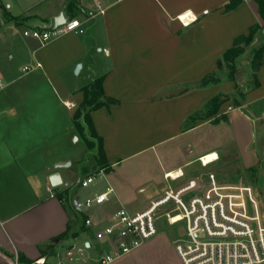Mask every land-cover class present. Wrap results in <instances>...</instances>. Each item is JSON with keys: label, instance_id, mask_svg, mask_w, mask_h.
Listing matches in <instances>:
<instances>
[{"label": "crops", "instance_id": "crops-1", "mask_svg": "<svg viewBox=\"0 0 264 264\" xmlns=\"http://www.w3.org/2000/svg\"><path fill=\"white\" fill-rule=\"evenodd\" d=\"M101 1L103 15L86 16L91 0L74 11L82 33L41 43L23 30L32 24L48 28L61 12L68 16L65 0H0V24L22 30L10 35L16 51L0 57V264L39 257L45 264H100L104 244L84 226L87 216L102 220L100 227L117 208L142 211L168 184L206 171L240 181L241 171L264 173V61L257 69L252 64L264 43L257 3L235 0L226 9L232 0ZM188 12L197 19L184 25L179 16ZM254 24L261 28L241 43L229 78L217 60ZM15 55L19 63L12 65ZM25 65L31 70L22 71ZM210 72L217 83L193 85ZM99 77L104 96L117 100L89 111L103 163L85 137L96 140L86 126L79 131L73 117L82 88ZM214 96L221 102L206 116ZM78 121L84 125L82 116ZM204 155L218 158L202 166ZM99 168L105 173L100 185L74 192L77 178ZM55 171L61 183L52 186ZM166 172L177 179L166 181ZM245 182L256 188L264 215V193ZM108 185L114 190L108 199L82 211L83 222L76 225L71 206L81 211L78 195L86 198ZM183 233L158 230L108 264H182L174 240Z\"/></svg>", "mask_w": 264, "mask_h": 264}, {"label": "built area", "instance_id": "built-area-1", "mask_svg": "<svg viewBox=\"0 0 264 264\" xmlns=\"http://www.w3.org/2000/svg\"><path fill=\"white\" fill-rule=\"evenodd\" d=\"M83 0H78L81 5ZM92 6L85 10L87 17L103 15L106 7L101 0H91ZM194 16V15H193ZM187 25L197 16L182 20ZM70 31L82 33L84 28L78 17L65 16L64 22L55 28H42L37 24L23 30V34L43 43L52 36ZM39 67L40 63L36 62ZM25 65L22 71L31 70ZM3 83L0 81V87ZM200 157L202 166H207L218 157L209 160ZM104 168L75 180L76 184L87 186L96 177L104 176ZM178 176L164 173L166 181ZM114 190L108 185L105 190L87 196L76 203L90 208L103 203ZM165 216L168 224L185 223V234L174 240V248L182 264H263L264 263V215L256 188L240 180L219 179L214 171L197 174L178 185L168 184L150 205L138 212L125 207L117 208L106 222L90 216L84 219V226L94 228V237L103 242V251L97 260L108 264L142 245L158 233L157 221ZM85 245H83L84 247ZM73 258L71 249L66 251ZM45 264V257L28 263Z\"/></svg>", "mask_w": 264, "mask_h": 264}, {"label": "trees", "instance_id": "trees-1", "mask_svg": "<svg viewBox=\"0 0 264 264\" xmlns=\"http://www.w3.org/2000/svg\"><path fill=\"white\" fill-rule=\"evenodd\" d=\"M257 3V10L264 20V0H254ZM236 1L232 0L230 3L226 5V9H229L235 5ZM78 8V0H65V11L67 12L68 17H75L74 11ZM259 24H254L247 35H240L234 39L233 45L228 48L223 56L222 59L217 60V68L222 69L223 63L225 67L228 69V73H230L229 78H233L232 71L234 67V59L239 53L242 52L243 48L241 43L248 44L254 34L260 29ZM264 43L259 48L258 52L253 58V67L257 69L259 65L264 61ZM220 79L218 78L215 72H210L194 83V86L203 87L207 86L212 83H217ZM103 77L96 78L91 83H89L86 87L82 88L83 92V99L81 100L80 104L77 106L76 110L74 111L73 117L75 121V125L77 126L79 131H83L84 127L88 131V136L92 139H95L96 142L93 140L85 137V141L88 147H97L96 157L99 163L104 162V153L102 148V140L97 135L90 119L89 111L93 110L101 105H107L109 103H116L117 100L111 97H105L104 91L102 87ZM103 97V99H102ZM220 98L218 96L212 97L206 104L205 115L209 116L216 112L218 105L220 104ZM82 116L84 125L81 124L78 119ZM19 260H21L19 258Z\"/></svg>", "mask_w": 264, "mask_h": 264}, {"label": "rangeland", "instance_id": "rangeland-1", "mask_svg": "<svg viewBox=\"0 0 264 264\" xmlns=\"http://www.w3.org/2000/svg\"><path fill=\"white\" fill-rule=\"evenodd\" d=\"M22 19H24V18H19V21H22ZM18 33L21 34L22 30H16L13 28V26L0 24V36H2V38L0 39V57L1 58H2V56L4 58H7L8 53H12V52L16 51V49H14V47H15L14 43L15 42L11 40L10 35L18 34ZM10 63L12 65H17L19 63L18 55H15L14 59ZM206 64H207V62H206ZM222 73H226L228 77L230 75V73H228V70L226 68L222 70ZM210 147L216 148L217 146H210ZM241 175H242L243 181H247L249 179L252 183H254L256 185L257 188L260 189V191H262V193H264V173L262 171H260L257 174V177L255 174H252L251 172H244V171H241ZM101 182L102 181H101L100 177H96L93 180V182L89 183L87 186H81L78 184H73L72 189L74 190V192H75V190H78V189L89 190V189L93 188L94 186L100 185ZM83 200H84V198L82 197L81 194H79L78 195V201L81 202ZM71 208H72V211L76 213V225L78 224L80 226V224L83 222L82 211H86L90 208H86L85 206H83V207H81V211L76 209V208H73L72 206H71ZM157 226H158L159 230L167 231L172 235H177V234L179 235L181 233V231H183V230H184V234H185V223H183V221L171 225V224L167 223L165 216H163L162 218H160L157 221Z\"/></svg>", "mask_w": 264, "mask_h": 264}, {"label": "water", "instance_id": "water-1", "mask_svg": "<svg viewBox=\"0 0 264 264\" xmlns=\"http://www.w3.org/2000/svg\"><path fill=\"white\" fill-rule=\"evenodd\" d=\"M64 18H65V16L61 12L60 14H58V16L54 17L52 22L50 24H48L47 26L48 27L52 26L53 28H55L57 25L62 24L64 22ZM77 67H79V65H77ZM65 164H68V162L67 163H59V164H57V167L64 166ZM49 181H50V184L52 186L59 185L61 183V178H60L59 172L55 171L52 174H50Z\"/></svg>", "mask_w": 264, "mask_h": 264}, {"label": "snow or ice", "instance_id": "snow-or-ice-1", "mask_svg": "<svg viewBox=\"0 0 264 264\" xmlns=\"http://www.w3.org/2000/svg\"><path fill=\"white\" fill-rule=\"evenodd\" d=\"M187 17H192V18L194 19V16L192 15L191 12L186 13V15L183 16V17H181V19L184 20V19H186Z\"/></svg>", "mask_w": 264, "mask_h": 264}, {"label": "bare ground", "instance_id": "bare-ground-1", "mask_svg": "<svg viewBox=\"0 0 264 264\" xmlns=\"http://www.w3.org/2000/svg\"><path fill=\"white\" fill-rule=\"evenodd\" d=\"M213 155H208L207 158H205V160H209Z\"/></svg>", "mask_w": 264, "mask_h": 264}]
</instances>
